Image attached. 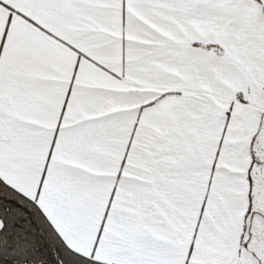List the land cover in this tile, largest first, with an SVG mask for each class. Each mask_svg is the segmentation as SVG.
<instances>
[{
	"label": "snow or ice",
	"instance_id": "obj_1",
	"mask_svg": "<svg viewBox=\"0 0 264 264\" xmlns=\"http://www.w3.org/2000/svg\"><path fill=\"white\" fill-rule=\"evenodd\" d=\"M0 264H264V0H0Z\"/></svg>",
	"mask_w": 264,
	"mask_h": 264
}]
</instances>
